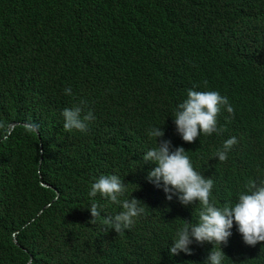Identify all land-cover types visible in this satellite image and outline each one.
Masks as SVG:
<instances>
[{
	"label": "trees",
	"instance_id": "trees-1",
	"mask_svg": "<svg viewBox=\"0 0 264 264\" xmlns=\"http://www.w3.org/2000/svg\"><path fill=\"white\" fill-rule=\"evenodd\" d=\"M47 1L0 0V92L15 103L8 114L2 95L0 264H27L30 255L31 264H64L57 249L64 243L76 244L75 257L86 264H127L118 262L120 253L106 259L96 253L103 219L121 209L88 223L91 214L80 208L91 184L118 175L126 191L134 188L146 167L143 156L156 146L148 130L161 127L164 136L182 140L172 126L177 105L189 89L208 88L218 72L233 82L242 107L231 127L258 138L243 140L249 161L239 182L244 189L248 179L264 178V0ZM103 82L116 95L125 127L117 133L96 106L83 145L101 130L116 132L86 157L68 149L62 112L91 100ZM15 122L21 124L10 131ZM27 125L40 133L41 156ZM134 197L143 198L140 228L147 232L163 201L144 187ZM156 223L165 237L159 218Z\"/></svg>",
	"mask_w": 264,
	"mask_h": 264
},
{
	"label": "clouds",
	"instance_id": "clouds-1",
	"mask_svg": "<svg viewBox=\"0 0 264 264\" xmlns=\"http://www.w3.org/2000/svg\"><path fill=\"white\" fill-rule=\"evenodd\" d=\"M60 2L64 4V0ZM241 19L248 20L246 15ZM63 20L69 27L76 25L66 18ZM261 63L264 64V58ZM233 86L231 80L218 72L204 91H187V97L177 105L172 125L182 140L172 135L164 136L161 127L148 130L156 146L143 156L146 167L134 188L126 191L118 175H101L91 184L90 197L80 208L91 214L93 219L89 222L87 218L88 223L96 224L101 212L107 209H121L114 217L104 218L102 229L98 228L100 244L96 246V253L101 259L120 253L118 262L127 264H160L159 257L173 260L174 264H195L204 257L207 264L225 261L264 264V178L248 179L244 189L239 182L243 165L249 161L245 158L247 148L243 140L258 138L241 135L239 129L231 127L242 109L230 88ZM64 91L72 95L70 87ZM2 95L4 107L10 114L15 103L0 92V104ZM114 96L103 82V88L97 87L91 100L63 110L61 124L70 151L89 157L95 147L124 129V118ZM96 106L107 118L113 119L116 131L101 130L89 144L83 145L97 121ZM5 119L4 109L0 108V125ZM19 124H10V131ZM27 127L37 138L41 156L40 133L30 125ZM234 130L236 134L231 133ZM140 187L157 193L163 201L162 212L159 210L154 216L153 228L147 232L140 228L145 217L141 215L145 210L141 206L143 198L134 197L135 190ZM158 218L166 233L163 238H160L156 223ZM110 231L118 237L108 234ZM14 241L18 245L16 237ZM57 249L59 260L64 264H86L76 259V244H59ZM31 260L30 255L27 264H31Z\"/></svg>",
	"mask_w": 264,
	"mask_h": 264
},
{
	"label": "water",
	"instance_id": "water-1",
	"mask_svg": "<svg viewBox=\"0 0 264 264\" xmlns=\"http://www.w3.org/2000/svg\"><path fill=\"white\" fill-rule=\"evenodd\" d=\"M17 243V242H16Z\"/></svg>",
	"mask_w": 264,
	"mask_h": 264
}]
</instances>
